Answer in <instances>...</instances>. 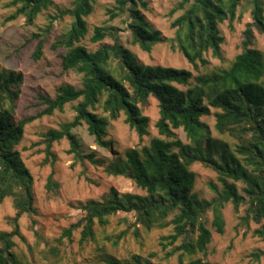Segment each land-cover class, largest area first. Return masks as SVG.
I'll use <instances>...</instances> for the list:
<instances>
[{
	"label": "trees",
	"instance_id": "1",
	"mask_svg": "<svg viewBox=\"0 0 264 264\" xmlns=\"http://www.w3.org/2000/svg\"><path fill=\"white\" fill-rule=\"evenodd\" d=\"M1 1L13 10L3 22L22 18L25 26H33L42 12L53 7V0ZM95 1L72 0L69 8L57 9L49 17L41 33L31 35L36 41L31 59L37 62L43 57L44 45L49 43L53 23L66 16L70 18L69 28L54 36L49 48L63 50L58 54L60 68L80 76L78 87L66 83L57 86L53 97L39 96L45 107L40 113L16 119L23 76L0 66V204L10 199L14 210L8 219L11 231L0 232V264H21L13 251L14 238L24 241L18 221L23 215L37 214L33 177L17 150L25 127L43 116L62 112L68 104H75L73 119L43 135L45 164L49 160L54 162L53 143L65 139L75 163L84 169L87 164L102 167L107 176L124 178L143 194L120 193L110 187L100 200L78 203L77 209L83 216L65 229L62 237L70 239L72 232L81 228L80 243L93 240L95 225L106 226L109 217L121 213L132 216L136 237L137 225L146 231L171 226L173 233L166 238L171 242L181 238L177 249L194 256L204 253L211 241L206 213H213L212 225L217 234H223L221 209L229 203L236 215L243 208L240 224L247 230L250 223L257 225L253 234L264 241V56L253 47L256 36L264 35V0H247L245 4L242 0H181L176 4L172 13L182 14L171 23L175 29L171 48L195 72L208 64L205 56L209 52L214 58H221L224 38L219 24L227 21L231 30L235 20L246 12L250 15L242 32L240 52L229 66L197 75L186 69L140 64L136 55L120 42L119 29L115 27L94 28L92 43L107 38L112 43H100L96 50L88 51L80 43L87 36L86 18L93 12ZM146 8L145 0H114L108 14L111 20L124 17L128 43L149 54L166 39L146 20L141 11ZM151 100L157 107L154 127L158 135L144 145L150 133L149 118L143 115V109ZM121 115L137 135L138 145L133 148L122 147L109 129L110 121ZM208 117L214 119L215 132L230 138L233 144L211 135L203 121ZM79 126L86 127L95 145L111 159L81 149L72 132ZM177 131L183 133L185 142L178 138ZM195 164L216 175L218 184H208L214 193L211 199L195 191L196 175L191 170ZM46 188H55L53 172L47 178ZM54 251L57 256L59 252ZM250 257L257 263L264 251L255 249ZM102 261L151 264L138 255H132L129 261L104 256ZM187 264L208 263L195 258Z\"/></svg>",
	"mask_w": 264,
	"mask_h": 264
},
{
	"label": "rangeland",
	"instance_id": "2",
	"mask_svg": "<svg viewBox=\"0 0 264 264\" xmlns=\"http://www.w3.org/2000/svg\"><path fill=\"white\" fill-rule=\"evenodd\" d=\"M71 1L53 0V7L42 12L33 26H25L22 18L4 23V18L13 10L6 6V1L0 2V66L19 72L23 76L21 94L15 107L16 119L40 113L45 108L39 99L40 95L53 97L55 88L63 83L76 87L80 84L79 75L61 70L58 54L63 50L52 51L49 48L53 37L69 28L71 24L69 17L66 16L53 23L49 43L44 45L43 57L37 62L31 59L36 44V41L31 39V35L41 33L47 26L49 17L54 16L57 9L69 8ZM145 1L147 8L142 9V13L154 30L166 39V42L154 46L151 53H144L137 46L128 43V34L124 30V17L113 20L109 18L108 9L112 8L114 0L95 1L93 12L86 18L87 36L80 44L88 51L96 50L100 43L111 44L110 38L96 44L92 43L90 38L96 27H115L119 29L120 42L136 55L140 64L186 69L193 75L226 68L240 52L242 32L246 23L250 21L249 12L244 13L239 20H235L231 30L227 21L219 24L220 33L224 38L221 58H214L209 52L205 56L208 64L204 67L199 66L198 72H195L182 55L175 48H171L170 41L175 36V29L171 28V23L182 14V11L172 13V9L181 0ZM246 1L242 0V3L245 4ZM242 7L244 6L242 5L241 9ZM253 47L261 51L264 56V35L256 36ZM74 105L68 104L62 112L56 111L51 116H43L28 124L25 127L23 140L17 147L24 165L33 177L34 206L37 211L35 216L23 215L18 221L24 241L14 238L13 251L21 264H104L102 261L104 256L129 261L132 255H138L151 264H187L195 258L208 264H264V257L257 263L250 257V253L255 249L264 251V241L253 234L258 226L250 223L247 230L239 221L243 208L236 215L229 203L221 209L224 220L223 234H217L212 225L213 213L211 211L206 213V228L211 233V241L204 253H197L194 256L184 254L182 250L177 249L181 244V238L175 242L166 238L173 233L171 226L146 231L137 225L136 237L132 216L121 213L109 217L106 226L95 225L93 240L80 243L81 228L73 231L70 239L62 237V232L83 216L77 209L78 203L89 199L100 200L110 187L120 193L143 194L126 179L107 176L102 167L94 168L87 164L84 169L75 163L73 156L68 153L69 144L65 139L53 143L51 152L55 158L54 162L49 160L45 164L43 135L50 129H59L61 124L70 122L75 115ZM98 113L103 115L100 109ZM143 115L149 118L150 136L144 139L145 145L150 138L158 135L154 127L158 118L155 101L151 100L150 105L143 109ZM123 120L124 116L121 115L116 121H110L109 129L113 131L115 141L122 147L133 148L138 145L137 135ZM203 121L214 138L222 139L230 145L234 143L230 138L221 137L215 132L212 117L203 118ZM72 132L79 140L83 151L87 153L94 151L98 156L111 159L110 155L95 145L85 126H79ZM176 134L185 142L182 132L177 131ZM191 170L196 175L195 191L205 199L213 198L214 193L208 184L210 182L218 184L216 175L199 164L193 165ZM51 172H53L55 188L47 190L46 182ZM13 215L11 200L5 199L0 204V232L11 231L8 219ZM54 249L59 252L57 256ZM180 260L182 263L179 262Z\"/></svg>",
	"mask_w": 264,
	"mask_h": 264
}]
</instances>
